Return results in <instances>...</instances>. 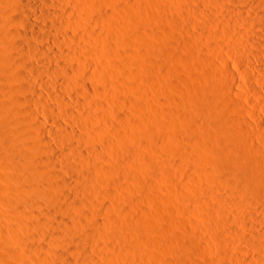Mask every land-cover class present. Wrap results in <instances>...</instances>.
I'll return each mask as SVG.
<instances>
[{"label":"bare ground","instance_id":"1","mask_svg":"<svg viewBox=\"0 0 264 264\" xmlns=\"http://www.w3.org/2000/svg\"><path fill=\"white\" fill-rule=\"evenodd\" d=\"M140 1L137 0V2L134 3L129 2L130 7H127L128 9L131 8V13L129 12V16H133V18L130 19H134V25L130 23L131 21L129 22L126 20L128 23L124 24L125 28L124 26L121 28L120 26L119 28H115V23H112V20L115 19L113 18V16L118 15V20H120V10L121 12H124V14L126 12L128 13V10H126V8L124 9V11H122V9H120L119 7H113L117 0H0V70L5 79L10 82L14 88H17V90L21 94L20 98L12 101L13 103L10 104V107L4 109V113L8 114L9 117H13V115L15 116L17 112L18 114L20 112L24 114H19L23 116L20 117V120L22 119V121H19L20 124L22 123L23 125V130L19 132V140L16 139L14 143L11 142V144L13 143L11 145L13 149H16L18 147V150L21 151H19V158L16 159L17 161H14V157L6 154L8 158H11L9 159V161H7V163L9 162L10 164H5V161L3 165L2 161L0 162L2 164H0V178L3 180L5 179L8 182L7 183L4 180L6 182L5 186H8L7 188L5 187V190L8 189V191L6 192L4 189L0 190H4L3 193L7 194H5V196L2 193L3 197L5 198L3 199V197H1V199L5 201L7 200V202L3 200L2 201L6 203V205L10 201H19L22 202L21 204H23L21 206L12 208L13 210L11 211L9 209L7 211L8 213L6 212L7 214L4 216L6 217L10 211V214L7 216L11 221L10 224H7L5 228L1 227L6 229L7 232H3L5 233V240H0H3L2 242L4 243V245L6 243L5 247L2 248L3 250H1L0 260L5 261L8 258H11L18 259L20 261L22 260L26 263L31 262L32 260H35V262L42 260L45 264H101V259L100 261H97L96 259H83L82 261H79V259L77 260L74 257L81 256L83 254L88 255L92 250V245L97 244L98 239L100 238H114L117 235L115 234V227H120L121 224H118L119 221H124L125 223V220L128 217L130 218L128 219L129 222L125 223L126 225L129 223L128 225L131 224L132 226L133 221V223H136L137 221L142 222V225L140 224L142 227H140L139 222H137L138 224H136L139 225V228L144 229V231L142 232L144 233V237L140 239L141 234L138 236L140 238L134 236L135 232L139 229L136 224L134 225V227L132 226L135 230L133 232V235L131 233L129 234V232L127 233L129 235L125 234L124 238L123 236H121L123 235V232H120L122 233L120 236L118 235V237H122L127 242H134L133 244L136 243L134 247H128L130 244L128 246L126 245L127 247L125 246V250L127 252L126 255H128V258L131 260L130 261L128 259L130 263L127 264H131V262L133 264L135 263V259L133 257L134 255H137V244H139L140 242L149 241L152 238L151 235L155 236V242L156 244H159L157 243L159 242V240H157V238L159 237H156V233H158V231H165L163 229L164 224L162 226L160 225V223L158 224L153 221L150 222V220L152 219L151 217L149 218V216L147 217L145 212H143L141 215L137 214L139 213V211L136 212L137 210L135 207H137V205L139 204V199L141 198H138L140 195L136 193L135 187L137 186V184L133 187L131 184L123 182L124 180L122 181L120 172L122 171L123 167H125L123 165L127 164L129 161L127 153L131 152L133 148L130 144L132 136L128 134L129 132L124 131V128L122 127L126 125L124 121V125L121 124V118L125 115L124 108L126 106L128 107V105L131 103V105L134 104L138 110V114L136 115L137 117L135 116V124L132 123L136 128L137 140H146L150 148L155 147L156 150L162 149L163 153L164 151H166L168 153V156H170H165V158H163V160L161 159L160 162H157V160L155 161L157 162L155 165L159 168L160 174L162 173L163 175H166L163 176L164 179L165 177H167V175L168 178L172 176L175 178V172L178 173V170H173V167L171 168V166L177 164L178 162L180 164L182 162L184 163V161L188 162V160L191 159H201L204 161H202L203 164L206 163L204 164L206 165V167L201 169V166H199L200 168L198 167L199 169L196 170L200 171L197 173L201 174L200 177L207 181L205 182L207 185H205V187H202V191L204 192L203 188L206 189L205 191H208L209 194H207L209 195V197L207 198V200H210L208 201L209 204L211 202L213 205H215V203L218 204V206H214L216 208H214V211L209 212L210 215L208 216H211L209 218H212L213 221L217 222V224L220 223L219 225L226 222L223 216L224 213H221V209L223 208L224 211V207L227 204L222 206L223 203H221V200L228 202L230 201V198L232 199L231 201L234 204L236 202L238 203L237 200L242 199L243 196H245L242 201L240 200V203L243 202L244 199V201H246V198L248 197L249 202L250 200H252V202H257L264 207V116L262 115V113L264 112V67H255L257 69L255 70V73L256 71H258V74H260V76H254V72L251 73L252 75L250 73L249 75L244 72L246 73V76L249 77L250 84L252 81L257 83V86L259 85L261 87V89H258V87L256 88L254 86L251 89V87L249 86L250 91H248V89L246 88L248 87L247 84L245 87L241 83V78H238V76L236 75L238 73L235 74V71H230L229 68L231 67L222 66L221 68H217V64L212 60V58H210V54H208L209 57L208 55L201 57L205 52L202 48L209 47L208 44H206L208 45V47H203L205 43L201 38L200 39L203 44L201 43V41L199 43L197 41L196 42L198 44H202L201 49L204 52L202 54V51H200L202 54L200 57L196 54V48L199 49L200 46L196 47L195 50L193 48V44L195 43L193 39L194 36L197 35H194V33L191 31V28V30L188 29L189 27L187 28L188 25L185 26V19H180L179 16H177L179 15V13L177 15L169 13L173 17H171V19L168 18L169 23L165 25L163 24L164 33H166L169 37L172 32L171 29L177 30L178 27L179 29L181 27L180 30H183L184 33L186 32V34H184L182 31V34H184L185 36L187 35V37L185 38L186 41H184L188 43V46H190L186 47L188 48V50H186L187 52L180 53L176 51L177 47L176 49H173V47L171 48L170 46L172 42H168L170 38L166 39L165 34V39H163L162 41L163 44L161 43L160 45H155L154 43H150L151 38L148 39L146 36L148 33L152 34L155 31L153 30V32L151 33V31L149 32L147 30V34L144 32L146 36L145 34H141V30L139 32V28L143 26L142 25L141 27H139L143 22L144 17L155 15L154 20L159 18L163 20L166 18V16H162L161 13L156 15L158 11L156 13L154 12V8L158 7L156 6L157 0L156 2H154L155 0H142L144 2ZM234 1L239 3L247 1L249 3V0ZM250 1L252 2V4L250 5L251 9H248L253 14H251V12L249 13L255 16H253L255 20L250 23L251 32L247 34L249 35L248 41L250 40V43L257 48L256 52L253 51L255 52V55L257 54L256 58L260 57L259 59H263L264 61V41L262 40V37L258 32L259 29H262L264 31V0H262L263 2H261L260 0H257L258 2L255 0V2L253 0ZM158 2L161 3L159 0ZM198 3H196V5ZM70 4H74L75 7H70ZM197 6L200 7L201 5L198 4ZM225 6L227 5L225 4ZM200 8H204L203 5ZM248 9L246 11H249ZM156 10L157 9H155V11ZM203 11H205V8ZM198 12H201V10H198ZM207 12L204 13L208 15ZM198 16L202 15L198 13ZM209 16L208 18L213 17ZM166 20L167 19H165L164 21ZM187 20L188 19H186V21ZM216 20L217 23H223V21L221 20ZM94 22L102 24L101 27H103L104 29H101L102 31H94L93 29H90L91 23ZM188 23L190 26V22ZM128 25L129 27H126ZM134 27L138 29L137 31L139 33L136 31V29L135 31H133ZM226 28L228 29L229 27L227 26ZM226 28H224L225 31H223V33H226ZM228 32H230L231 34L232 31L228 29ZM112 34L117 35V38L119 39H117V41H119L116 43L118 44L117 46L116 44H114V42L111 43L113 41L111 38L115 37ZM214 34L216 33L214 32ZM218 34H216V36ZM111 35L114 37H111ZM220 37L221 36H219L218 38ZM109 38L111 40H109ZM182 38L178 42H180ZM187 38L190 39V42L187 40ZM92 42H100V45L102 43L108 54L104 55L103 52L98 51L99 49L97 51L92 48L90 49L89 44H91ZM85 44H88L89 46ZM183 44L185 45V43ZM126 45L135 46V48L137 46L141 50L142 48H147V50H143L144 55L141 54V56L143 55V58L139 59L140 57L135 58V55L133 56L132 52H129L131 51V48L130 50L127 48L129 51L125 49ZM86 46L88 48H86ZM179 46L182 47V45ZM185 49L183 48L181 50L185 51ZM209 49L210 48H208V50ZM133 53L136 54L135 52ZM151 54L155 55L156 58L153 59L152 56H150ZM250 61L252 60H249V64L252 65L253 61L251 63ZM180 64H197L200 67L202 66L201 70L203 71V74L199 79L200 82L196 83L193 76L187 77V75H185V85L178 84L180 86L179 87L174 81H172V75H179L181 73L179 70ZM253 66L254 65H252V67ZM152 70L155 72V74L157 73L158 76H160V79L164 80L163 84L165 86H163L164 88L166 87L165 90L167 89L169 93L171 91L173 92L174 88L184 90L181 96L176 94L178 97L174 96L175 94L173 93V95L172 92L171 94H168V91L166 90L168 94L167 97H169L168 101H174L178 106L176 111L169 113V115L173 116L172 118H174L171 119V124L170 122H168L169 124L165 122L166 120H162L163 115L165 116V114L168 113V111L167 113L165 111L169 107V103L168 105L164 104L166 102L165 98V102H163L162 99L160 103L162 104L163 102L164 106L168 107L164 108V110L162 109L163 107L160 106V108H162H159L160 110L158 112H153L154 109L150 110L151 108H153L152 106L150 107V105L154 101L153 98H151V96L153 97V95L150 96V98L153 100L152 102H150L151 100L149 96H143L140 99L135 98V101H133L132 99L131 101L133 102H130L127 100L130 99V96L127 99L123 96L124 89L121 87L123 86V84H116V81L113 82L114 84H111V82L108 81L109 79H111V77H113V75H117L120 77L122 82L123 80H125L124 82L130 83V85H132L133 79H138L135 81H139L140 79L143 81V83H145L146 81H151L154 82V84L156 82L158 84L159 81H154L155 77L152 74L154 73ZM150 71L152 72V75H149ZM50 79H54L52 80L54 82L50 81ZM163 80L161 81L163 82ZM106 82H110V88H107L109 83H107V87L104 86V83ZM255 83L254 85H256ZM145 85H148V83ZM151 85H153V83ZM236 86L240 88L238 91L237 89L235 91ZM134 88L135 86H130V88L128 89L133 90ZM139 89L142 90L141 88ZM144 89H146V87ZM234 94L236 95L234 96L235 98L233 97ZM96 96H105V98L107 97V99L112 102L111 104H113L117 109V111H114V113H117L115 115L113 114L114 118L116 116L117 118H113V121L110 118V120L115 130L119 129L118 132L120 134L117 133V135H114V133L108 131L111 124L108 127L109 117L107 118L106 109H104L103 107V105L105 104L103 102V104L100 103L102 100L99 101ZM135 97L137 96L135 95ZM159 97L157 98V100L159 99ZM246 104L251 106L253 109L247 108ZM18 108L20 109V111L18 110ZM173 110L174 109H172L171 111ZM169 128H171V130H169ZM104 142L107 143L106 146L103 144ZM112 147L114 148V150ZM107 149L113 151L111 154L114 155L115 151L116 155L118 154L120 156H123L125 159L121 158V161L116 162V165H114L113 163L111 164L112 161H109L106 157L107 155L105 152ZM10 151H12V148ZM141 152L142 151L140 150L139 153ZM150 153L155 154L153 152ZM20 154L22 155L20 156ZM166 154L164 153L163 155ZM142 155H144V153ZM157 155L159 156V154ZM157 155L153 156L155 157ZM212 155H214L215 157L214 161ZM158 156L157 158H159ZM20 157L23 158H21L22 161H19ZM12 158H14V160H12ZM144 165H142L141 167H143ZM184 165L185 164H183L182 166ZM121 166L123 167L121 168ZM147 166L145 165L143 168L147 169L149 167ZM189 166L190 165H188V167ZM176 168H178V166ZM186 168L187 166H185V169L180 173H186L185 170L188 169ZM148 170L149 169H147V171ZM135 171L137 170H134V172ZM143 171V169L140 171L138 169V177L142 176L141 180L143 179V175L145 177V171ZM169 175L171 176L169 177ZM188 175L190 174L187 173V176ZM180 179L181 178H179V182ZM134 181L138 182V180ZM159 181L162 180L159 179ZM200 183L202 182L200 181ZM205 183H203V185ZM223 183L228 185L230 188V190H228L231 193L228 192V194H230L231 197L229 196L228 200L223 196L224 194L220 197H224L226 200H224V198L220 199V194L217 195V192L215 193L216 195L214 194V191L216 190L215 188H217L219 184L222 185ZM104 185L119 187L123 192H129L132 198H128L126 196H123V198H119L112 190L103 189ZM2 186L4 187V185L1 184V187ZM220 186L219 188H221ZM202 191L200 189V192ZM208 195H206V197ZM100 196L103 198L102 200L100 199ZM200 198H196L197 201H200ZM108 200L110 202H113L110 203L108 202ZM211 200H213L214 203ZM2 201H0V203ZM209 204L207 205L208 208L210 207ZM139 206L137 209H139ZM174 206H176V204ZM142 208H146V206ZM178 209L180 210V207ZM4 210L3 212L5 213L6 210ZM150 210L147 211L143 209V211L146 212H149ZM183 210L184 209L180 210L181 212H183L182 214L185 213ZM197 210L195 209L194 212L197 213ZM204 210H202V212ZM188 211L190 213H193V211L191 212V210ZM205 211L208 212V209ZM235 211L236 208L235 210H233V213H235ZM252 212L250 211V213ZM179 213L173 214H176V216H182ZM257 215L256 213L249 215L253 219L252 222L254 225L260 223L261 217ZM198 216L200 215L198 214ZM7 217L5 218V221L7 220ZM123 217L125 220L122 219ZM195 217L192 216L191 218L194 219ZM173 218L175 220L176 217L174 216ZM262 219L264 218H261V220ZM178 220L179 218L177 219V222ZM248 221L250 223V220ZM253 224L252 227L254 228ZM172 225L174 227V223ZM221 228L220 231H222ZM124 229L122 231H124ZM142 229L138 231L141 232ZM235 229L236 228L231 227V231H233V234H235L234 232L238 231L239 228L237 230ZM248 229L246 230L249 231ZM153 230L154 232H157L154 233ZM170 230H167L169 235L166 233V231L165 235H168V238L172 237L169 240H172L173 242L171 241L172 243L170 242L169 244L175 246V244L178 242L177 240L181 237L177 235V238H179L174 240L176 237V232L173 231L175 234L174 235L171 234ZM228 230H230V228H228ZM252 230L251 232L246 233H243L242 230H240L241 232L239 233L248 234L249 236L251 235V238L257 237L258 235H256V231L252 232ZM138 231L136 232V234L140 233H138ZM152 232L155 235L152 234ZM160 232L158 234H160ZM223 233L220 234L221 236L225 237V234L222 235ZM239 233L237 232L238 235ZM201 237L199 236V239L197 240V237H194L193 239H195L196 241L192 239L189 240V238V241L186 240V242L188 243L186 244L190 246L189 248L192 249L195 254H197L196 252L198 250L200 251L198 253H201V247H204V245L202 244L204 242L202 241L205 240H203L204 238L202 237V239ZM54 238L57 240L53 241ZM233 238L234 237H232V239ZM151 241H154V238L153 240L151 239ZM2 242L0 243L2 244ZM22 243L26 247L24 249H18L17 245L19 244V246H22L20 245ZM120 244L123 245L121 242ZM4 245L2 244L1 247ZM106 245V250H109V248H111V244L108 245L107 243ZM161 245L163 246L164 244ZM96 247L97 249H99V246ZM119 247L115 248L118 249ZM170 248L174 249L173 247ZM142 249H144V247ZM205 249L206 248H204L203 250L205 251ZM118 252L116 254L117 256L119 255ZM171 252L173 253V251ZM87 257L88 256H86V258ZM155 257L153 256L152 258L154 259ZM9 261L10 260L8 259L5 264L10 263ZM103 261L104 264H113V262H111L112 260L110 259L105 258V260Z\"/></svg>","mask_w":264,"mask_h":264},{"label":"rangeland","instance_id":"2","mask_svg":"<svg viewBox=\"0 0 264 264\" xmlns=\"http://www.w3.org/2000/svg\"><path fill=\"white\" fill-rule=\"evenodd\" d=\"M122 0H117V2H115V4H114V8L116 7V8H120V9H122V11H124V9L126 8V10H128V13L126 12L125 14H124V12H121V10H120V12L123 14V16H122V14L119 12V16H120V20H118V15H114L113 16V18H115V19H113L112 20V23H115L114 24V26H115V28L117 27V28H119V26H120V28L121 27H123L124 26V24H127L128 22L127 21H131L130 23H135L134 22V19H130V18H133V16L131 17V16H129V12H130V10H131V8H127V7H130V3L131 2H137V0L135 1V0H123L122 2H121ZM138 1H140V0H138ZM142 1V0H141ZM140 1V2H141ZM145 1V0H144ZM144 1H142V2H144ZM160 2L162 1V0H159ZM188 1V0H187ZM186 0H163L161 3H159L158 2V0H157V2H156V0L154 1V2H156V6H158L157 8H154V12L156 13L157 11H158V13H156V15L157 14H159V13H161L162 14V16H166V18L165 19H167L166 21H164L165 19H160L158 16V18L160 19H155L154 20V18H155V15L154 16H145L144 17V20H143V22L141 23V25L139 26V27H141L142 25V27L141 28H139V32H140V30H141V34H145L146 32H147V30L150 32L151 31V33L153 32V30L155 31V32H153L152 34H150V33H146L147 34V36H146V34H145V36L148 38V39H150L151 38V40H150V43H154L155 45L157 44V45H160L161 43L163 44V39H169L168 40V42H172L171 43V48L173 47V49H176V47H177V49H176V51H178V52H180V53H185V52H187L186 50H188V48H186V47H190V46H188V43L187 42H185L186 41V37H187V35L185 36L184 34H186V32L184 33V31H183V33L184 34H182V31L180 30L181 29V27H180V29H179V27L177 28V30L176 29H171L172 30V32H171V35L168 37L167 36V34L166 33H164V25L165 24H167V23H169V19L168 18H170L171 19V17H173L172 15H170V14H172L173 13V15H177L178 13H179V15H177V16H179V18L180 19H185L184 20V24H185V26H187V28L188 29H190L193 33H194V35L196 34L197 36H198V38H197V36H194V42L196 43H194L193 44V48L195 49L196 47H199L200 46V50L198 49V48H196L197 49V51H196V54L200 57L202 54H203V52L205 51L206 52V54H205V52H204V54L201 56V57H204L205 55L207 56L208 54H210V58H212V60L217 64H215L216 66H217V68H221L222 66L224 67V66H228V67H231V68H229L230 69V71H235L234 73L236 74V73H238V74H236L237 76H238V78H241V83L246 87V84H247V86L249 87H251V89H252V87H258V89H261V87L258 85L257 86V83H255V82H252L251 81V84H250V80H249V77L248 76H246V73L247 74H251L252 72H254L253 73V75L254 76H260V74H258V71H256V73H255V70H257L255 67H257V66H262V67H264V61H263V59H259V58H256V56H257V54L255 55V52L257 51V48L254 46V45H252L251 43H250V40L248 41V39H249V35H247V34H249L251 31V22L252 21H254L255 20V18H253V16L254 15H251V14H253L248 8H250L251 9V7H250V5L252 4V2L249 0V3L246 1H244L243 3H239V2H236V1H232V0H223V2H222V0H189L188 2H187ZM191 1V2H190ZM203 1H205L206 2V4H205V2H202ZM217 1V2H216ZM254 1V0H253ZM255 1H257V0H255ZM254 1V2H255ZM261 2H263L262 0H260ZM259 1V2H260ZM122 4H120V3ZM124 2H125V4H124ZM128 2V3H127ZM130 2V3H129ZM187 2V3H186ZM198 2H200V3H198ZM216 2V3H215ZM224 3V4H221V3ZM258 2V1H257ZM166 4V6H165V4ZM196 3H198L199 5H201L200 7H202V5H203V7L205 8V11H203L204 10V8H200V7H198L197 5H196ZM237 3V4H236ZM249 4V5H247V4ZM1 4V3H0ZM124 4V5H123ZM155 4V3H154ZM163 4V5H162ZM188 4V5H187ZM189 4H190V6H189ZM192 4H193V6H192ZM205 4V5H204ZM215 4H217V5H219V6H217V5H215ZM225 4L227 5V6H225ZM118 5H120V6H118ZM168 5V6H167ZM221 5V6H220ZM73 6L75 7V5L74 4H70V7H72L73 8ZM165 6V7H164ZM197 6V7H196ZM225 6V7H224ZM248 6V7H247ZM193 7V8H192ZM221 7H223V8H221ZM167 8V9H166ZM199 8V9H198ZM225 8H227V9H225ZM155 9H157L156 11H155ZM172 11H171V10ZM229 9H230V11H229ZM249 10V11H246V10ZM125 10V11H126ZM159 10H160V12H159ZM170 10V11H169ZM198 10H201V12H198ZM228 12H227V11ZM235 11V12H233V11ZM166 11V12H165ZM174 11V12H173ZM208 11V12H207ZM180 12H181V14H180ZM204 12H207L208 13V15H206V13H204ZM249 12H251V14L249 13ZM131 13V12H130ZM168 13V14H167ZM170 13V14H169ZM183 13V14H182ZM198 13H200L202 16H198ZM203 13V14H202ZM209 13H210V16H209ZM160 14V15H161ZM206 15V17H205V15ZM250 15H251V17H250ZM126 16H128V17H126ZM177 16H176V18H177ZM208 16L209 17H211V16H213L212 18H208ZM239 16V17H238ZM122 17V18H121ZM124 17V18H123ZM156 17V18H157ZM198 17H199V19H198ZM255 17V16H254ZM218 19V20H221V21H223V23L221 22V23H217V20L216 19ZM122 19H123V21H122ZM186 19H188L187 21H186ZM212 19V20H211ZM214 19V20H213ZM239 19H241V20H239ZM127 20V21H126ZM133 20V21H132ZM195 20V21H194ZM200 20V21H199ZM239 20V21H238ZM125 21H126V23H125ZM162 21H164V22H162ZM186 21V22H185ZM197 21H199V22H197ZM121 22V23H120ZM188 22H190V26H189V23ZM195 22V23H194ZM220 22V21H219ZM247 22H249V23H247ZM129 23V24H130ZM183 23V22H182ZM197 23V24H196ZM121 24H122V26H121ZM131 24V25H132ZM164 24V25H163ZM200 25V28H199V25ZM204 24V25H203ZM250 24V25H249ZM98 25V26H97ZM99 25H100V27H99ZM134 25V24H133ZM225 25V26H224ZM102 26V24H98V23H96V22H94V23H91V25H90V29H93L94 31H102L101 29H104L103 27H101ZM151 26V27H150ZM152 26H153V28H152ZM202 26V27H201ZM229 27L228 29H230L232 32H231V34H230V32H228V29L226 28V27ZM126 27H129V25L128 26H126ZM149 29H148V28ZM124 28H125V26H124ZM144 28V29H143ZM145 28H147V29H145ZM157 28V29H156ZM174 28V27H173ZM224 28H226V33L224 32L223 33V31H225L224 30ZM135 29H136V31L138 30L137 28H135L134 27V30L133 31H135ZM157 31H156V30ZM181 31H179V30ZM204 31H203V30ZM205 29H207V30H205ZM143 30V31H142ZM189 30V31H190ZM206 31V32H205ZM210 31V32H209ZM216 33V34H218V33H221V34H218L217 36L219 37V36H221L220 38H218L217 36H216V34H214V32ZM138 32V31H137ZM136 32V33H137ZM138 32V33H139ZM145 32V33H144ZM159 32V33H158ZM176 34H175V33ZM191 32V33H192ZM218 32V33H217ZM229 34H228V33ZM258 32L260 33V35H261V37H262V40L264 41V31L262 30V29H259L258 30ZM156 33H158V34H156ZM116 34V33H115ZM115 34H112V35H114V36H112L111 35V37H114V38H111L113 41L111 42V43H113L114 42V44H116L117 42H119V41H117V35H115ZM154 34V35H153ZM160 34H162V35H160ZM164 34H165V36H164ZM226 34V35H225ZM150 35H151V37H150ZM159 37H157V36ZM172 35H174V36H172ZM177 35H179V36H177ZM184 37V38H182V37ZM163 37V38H162ZM165 37V38H164ZM177 37V38H176ZM182 38V40L180 41V42H178L181 38ZM109 38V40H111ZM120 38V37H119ZM158 38V39H157ZM202 39V41L205 43V45H203V47L204 46H207L208 47V45H209V47L208 48H210L209 50H208V48H202V44H203V42L201 41V39ZM178 39V40H177ZM119 40V39H118ZM155 40H157V41H155ZM185 40V41H184ZM187 40L189 41L190 39H188L187 38ZM184 41V42H183ZM199 43L200 41H201V43L202 44H198L197 42ZM1 42V41H0ZM157 42V43H156ZM175 44H174V43ZM190 42V41H189ZM191 42H193V41H191ZM95 43V44H94ZM100 42H92L91 44H89L90 45V49L92 48V49H94V50H98L99 52H103V54L104 55H107L108 53H107V50H105V48H104V46H103V44L101 43V45L99 44ZM159 43V44H158ZM183 43H185V45L183 44ZM93 44V45H92ZM186 44H187V46H186ZM206 44H208V45H206ZM211 44V45H210ZM83 45H84V43H83ZM85 45H87V46H89L88 44H85ZM118 44H116V46H117ZM179 45H182V47L181 46H179ZM191 45H192V43H191ZM250 47H252V48H250ZM86 46V48H88ZM127 46V47H126ZM125 46V49L126 50H130V48H131V51H129V52H132V55L134 56L135 55V58L136 57H140L139 59H141V58H143V50H147V48H145V49H143L142 48V50L140 49V48H138L137 46H136V48H135V46H129V45H126ZM213 49H212V48ZM128 48V49H127ZM185 49V51L184 50H181V49ZM204 50V51H202V49ZM138 49H140V50H138ZM195 49V50H196ZM250 49V50H249ZM101 50V51H100ZM106 51V52H104V51ZM207 50V51H206ZM200 51H202V54H201V52ZM212 51V52H211ZM253 51H255V52H253ZM133 52H135L136 54H138V55H136V54H134ZM142 52V53H141ZM209 52V53H208ZM216 52V53H215ZM199 53H200V55H199ZM215 53V54H214ZM218 53H220V54H218ZM251 53H253V54H251ZM131 54V53H130ZM141 54H143L142 56H141ZM212 54H213V56H212ZM220 55V56H218V55ZM140 55V56H139ZM215 55H217V56H215ZM223 57H222V56ZM150 56H152V58L154 59V58H156V56L155 55H153V54H151ZM255 56V57H254ZM208 57H209V55H208ZM241 57H242V59H243V57H244V59L242 60L241 59ZM249 57H251V58H249ZM216 58V59H215ZM222 58V59H221ZM246 58V59H245ZM254 58H255V61H254ZM262 58V57H261ZM221 59V60H220ZM241 59V60H240ZM252 60V61H250V63L252 62V65H254L253 67H254V69H253V67H252V65L251 64H249V60ZM243 61L242 63L241 62H239V61ZM244 61H248V62H244ZM81 62V61H80ZM79 62V63H80ZM226 63V64H225ZM240 63V64H239ZM0 64H1V56H0ZM246 64V65H245ZM185 65V66H184ZM220 65V66H219ZM230 65V66H229ZM180 67H179V70H180V74L179 75H172L171 76V80L172 81H174L177 85L179 84H184L185 85V79H186V76L185 75H187V77L188 76H190V77H192L193 76V78H194V80H195V82L197 83V82H200V78L202 77V74H203V71L201 70L202 68V66L200 67L199 65H197V64H192V65H187V64H180L179 65ZM188 66V67H187ZM190 66V67H189ZM198 66V67H197ZM249 66V67H248ZM183 67V68H182ZM185 67V68H184ZM193 67H194V69H193ZM189 68H190V70H189ZM192 68V69H191ZM252 68V69H251ZM181 69H183V70H181ZM205 69V68H204ZM223 69V68H222ZM190 72H189V71ZM225 70V69H224ZM153 71V70H152ZM154 72V71H153ZM244 72H246V73H244ZM152 72L150 71V74L149 75H152L153 74V76L155 77V79H154V81L156 82V81H159L158 82V84H157V82L154 84V82H149V81H146L147 83H148V85H145V84H147L146 82L145 83H143V81L142 80H140L139 79V81H135V80H138V79H133L132 80V85H130V83H126V82H124L125 80H123V82L121 81V79H120V77L119 76H115V75H113V77H111V79L112 80H114V81H112L111 79H109L108 81H110L111 82V84H114L113 82H115L116 81V84H123V86H121L123 89H124V91H123V96L124 97H126V99L127 98H129V96H130V99H127L128 101H130V102H133V101H135V98H138V99H140V98H142L143 96L144 97H148L149 96V98H150V96L151 95H153V97L151 96V98H153V100L150 98V102H152V104L150 105V107L152 106L153 108H151L150 110H152V109H154L153 110V112L155 111V112H158L162 107V109H164V108H166V107H168V106H164V104L165 105H168V103H169V107H168V109L165 111L166 113H167V111H168V115L167 114H165V116L163 115V117H162V120L163 121H165V122H170L171 121V119H174V118H172L173 116H171V115H169V113L170 112H174V111H176L177 110V108H178V106L176 105V103L173 101V102H171V101H168V98L169 97H167L168 96V94H171V92L169 93V91H168V94H167V91L165 90V88H164V80L163 79H160V76H158V74L156 73L155 74V72L154 73H152ZM186 73V74H185ZM190 73V74H189ZM249 74V75H250ZM156 75H157V77H156ZM252 75V74H251ZM115 76V77H114ZM183 76V77H182ZM185 76V77H184ZM117 77H119V78H117ZM182 77V78H181ZM244 77V78H243ZM246 77H248V78H246ZM184 79V80H181V79ZM160 79V80H159ZM52 80H54V79H50V81H52ZM161 80H163V82L161 81ZM120 81V82H119ZM161 81V82H160ZM182 81V82H181ZM52 82H54V81H52ZM110 82H106V83H104V86L105 87H107V83H109V85H108V87L107 88H110L111 87V84H110ZM179 82V83H178ZM135 83V84H134ZM138 83V84H137ZM153 83V85H151ZM253 83V84H252ZM254 83L256 84V85H254ZM250 84V85H249ZM135 86V90L133 91V90H131V89H128V88H130V86H132V87H134ZM143 85V86H142ZM150 85V86H149ZM158 85H159V87H158ZM162 85V86H161ZM164 85V86H163ZM178 85V86H179ZM126 87V88H125ZM146 87V89H144ZM148 87V88H147ZM180 87V86H179ZM181 87H184V86H181ZM238 86H236L235 87V91H236V89H237V91L240 89L239 87L237 88ZM248 87H246L247 89H248V91H250V87L248 88ZM260 87V88H259ZM138 88V89H137ZM139 88H141L142 90H140ZM127 89V90H126ZM155 89V90H154ZM164 89V90H163ZM131 92H130V91ZM138 90V91H137ZM158 90H160V91H158ZM162 90V91H161ZM130 92V93H128V92ZM166 91V92H165ZM182 91V92H181ZM127 92V93H126ZM158 92H160V93H158ZM183 92H184V90L182 89V90H180V89H178V88H174V90H173V92H172V94L174 95V96H176V97H178L177 95H179V96H181V94H183ZM124 93H125V95H124ZM149 93V94H148ZM163 93V94H162ZM134 94V95H133ZM138 94V95H137ZM156 96H155V95ZM159 94V95H158ZM160 94H161V96H160ZM165 94V95H164ZM177 94V95H176ZM185 94V93H184ZM135 95L137 96V97H135ZM131 96H133V97H131ZM139 96V97H138ZM160 96V97H159ZM183 96V95H182ZM234 96H236L235 94L233 95V97ZM21 97V94L19 93V91L17 90V88H14L13 87V85L10 83V82H8L6 79H5V77L2 75V73H1V70H0V162L2 161V164L4 165V163H5V161H6V163L5 164H8L7 163V161H9V159H11L10 157L8 158V156L6 155V154H8L9 156H11V157H14L15 158V160H14V158H12V160H14V161H17L16 159L17 158H19V153L21 152L20 150H18L19 148L17 147L16 149L14 148L13 149V147L11 146L13 143H14V141H16V139H18L19 140V132H21L22 130H23V125H22V123L20 124V122L19 121H22V119L20 120V117H23V116H21V115H24V114H22V112H20L21 113V115H19L18 114V112H17V114L14 116L13 115V117H9V115L8 114H6V113H4L5 112V108H8V107H10V104H12L13 102V100H16V99H18V98H20ZM159 97V99L157 100V98ZM185 97V96H184ZM96 98L100 101V100H102L100 103H104L105 105H103V107H104V109H106V112H107V118L109 117V120H110V118L112 119V121H113V118H114V115L117 113V112H115L114 113V111H117V109L114 107V105L113 104H111L112 102H110L109 101V99H107V97L105 98V96L103 97V96H96ZM105 98V99H104ZM164 98L166 99V102H165V100H164ZM235 98V97H234ZM133 99V101H131ZM138 99H136V100H138ZM163 99V100H162ZM156 100H157V102H156ZM161 100L163 101V102H165L164 104H163V102H162V104L160 103L161 102ZM102 103V104H103ZM132 104V103H131ZM131 104H129L128 105V107L126 106L123 110H124V112H125V117L123 116L122 118H121V124H123L124 125V123L126 124V125H124L127 129H128V131H127V129L124 127V126H122L123 128H124V131L125 132H129L128 134L129 135H131L132 136V140H131V147H133L132 148V150H131V152H128L127 153V155H128V165L127 164H125V165H123V166H125V167H123V166H121V168L123 167V169H122V171H120L121 172V176H122V181L123 182H125V183H128V184H131L133 187L134 186H136V184H137V186L135 187V189H136V193H138V195H140L138 198H140L139 199V204L137 205V207H135L136 208V212H138L139 211V213H137V214H139V215H141L143 212H145V214L147 215V217L149 216V218L151 217V219L152 220H150V222L151 221H153V222H156V223H160V225H162L163 226V224H164V227L165 226H167V227H163V229L166 231V233L169 235V233L167 232V230L169 229H171L170 230V232H171V234H174V232L173 231H175L176 232V237H175V239L174 240H176V239H178L179 237H181V238H184L185 239V241H184V239H181V238H179L177 241L179 242H177V241H174V242H177L176 244L178 245H176L175 244V246H172V244H169L172 240H169V239H171L172 237H170V238H168V235L166 236L165 234V231L164 232H160V231H158V233L160 232V234H158V233H156L157 231H155L154 232V230H153V232L154 233H156L157 235H156V237H159V238H157V240H159V242H157V243H159V244H156V238H155V236H153V235H151V239L153 240V238H154V241H151V239L149 240V241H147V242H140L139 244H137L138 245V248H137V255H134V261H135V263L134 264H136V263H140V264H171V263H176V264H181L182 262H184V263H182V264H264V227H263V225H264V219H262L261 220V218H264V207L261 205V204H259V203H257V202H252V200H250V198H249V200H250V202L248 201V197L246 198V201H244L243 200V202H241L240 203V200L242 201V199L243 198H245V196H243V198L242 199H239V200H237L238 201V203L236 202V203H232V199L230 198V201H228V202H225V201H223V200H221L222 202L221 203H223L222 204V206L223 205H226L225 207H224V211H223V208L221 209V213L223 214V216H224V219H225V221L227 222H224V223H222L221 225H219L220 223H218L217 224V222H215V221H213V219L212 218H209V217H211V216H208V215H210V213L209 212H211V211H214L216 208V206L215 205H217L218 206V204H216L215 203V205H213L212 204V202L209 204V202L208 201H210L209 199L207 200V198L209 197V193H208V191H205L206 189L205 188H203V190H204V192L202 191V187L204 186L205 187V185H207L205 182H207V181H205V179H203V178H201L200 177V175L201 174H199V173H197V172H200V171H197L196 169H199L200 167L199 166H201V169L202 168H204V167H206V165H204V164H206V163H204L203 164V160H198V159H196V160H194V159H191V160H188V162L186 163L185 161H184V163L183 164H185L184 166H182L183 164L182 163H180L179 164V162L177 163V164H174V165H172L171 166V168L174 170L175 169V171H177L178 170V173L177 172H175V178L173 177H170L171 175H169V177L170 178H168V175H167V177H165V179L163 178V176H166V175H163L162 173L160 174V170H159V168L158 167H156V163L159 161H161V159L163 160V158H165V156L166 157H170V156H168V153L166 152V151H164V153L166 154V155H163L164 153L162 152V149L161 150H159V149H157L156 150V148L155 147H153V148H150L149 147V144H148V142L146 141V140H137V137H136V128H135V120H136V115L138 114V110H137V108H136V106L133 104V105H131ZM161 104V105H160ZM113 105V106H112ZM132 106V107H131ZM160 106H162L161 108H160ZM246 106H247V108H251V109H253L251 106H249L248 104H246ZM114 108V109H113ZM131 108H132V110H131ZM160 108V109H159ZM169 108H172V109H174L173 111H171L172 109H169ZM18 110L20 111V109L18 108ZM165 110V109H164ZM163 110V111H164ZM130 111V112H129ZM127 112V113H126ZM132 113V114H131ZM136 113V114H135ZM114 114V115H113ZM112 115H113V117H112ZM133 115H134V117H133ZM262 115L264 116V112L262 113ZM12 116V115H11ZM117 118V116L114 118V119H116ZM131 118V119H130ZM109 120H108V127H109V125L111 124V120H110V122H109ZM123 121H124V123H123ZM126 121V122H125ZM131 123H130V122ZM128 123V124H127ZM132 123H134V124H132ZM169 124V123H168ZM170 124H171V122H170ZM113 124H111V126L108 128L109 130V132H111V133H114V135H117V133L118 134H120L119 132H118V130H115V128H114V126H112ZM129 125V126H128ZM133 127V128H132ZM123 128H120V129H123ZM169 130H171V128H169ZM173 130V129H172ZM116 131V132H115ZM19 136V137H18ZM136 138V139H135ZM11 142H13L12 144H11ZM133 142V143H132ZM106 142H104L103 144L106 146L107 145V143L105 144ZM141 143V144H140ZM140 144V145H139ZM142 145V146H141ZM148 145V146H147ZM11 146V147H10ZM146 147H148V148H146ZM11 148H12V151H10L11 150ZM108 148H110V147H108ZM113 148V147H112ZM142 148V149H141ZM159 148V147H158ZM135 149H136V151H135ZM150 151H149V150ZM113 150H114V148H113ZM140 150L142 151L141 153H139L140 152ZM159 150V151H158ZM20 151V152H19ZM147 151H149V152H147ZM113 151L111 150L110 151V149H107L106 150V157H107V159L109 160V161H112L111 162V164L113 163L114 165H116V162H118V161H121V158H123V159H125L123 156H120V155H116L115 154V151H114V155L113 154H111ZM135 152V153H134ZM150 152H153V153H155V154H152V153H150ZM157 152H159V153H157ZM144 153V155H142ZM150 153V154H149ZM160 153H162V154H160ZM140 154V155H139ZM157 154H159V156L157 155ZM22 154H20V156H21ZM153 155H157L159 158H157V156H153ZM163 155V156H162ZM170 155V154H169ZM108 156H110V157H108ZM142 156H143V160H142ZM7 157V158H6ZM23 157V156H22ZM22 157H20V159H19V161H22ZM145 157V158H144ZM151 157H153V158H151ZM162 157V158H161ZM6 158V159H5ZM22 158V159H21ZM212 158H213V161L215 160V157H214V155H212ZM4 159V160H3ZM12 160H10V161H12ZM157 160V162H155ZM124 161V160H123ZM203 161V162H202ZM143 162H146V163H143ZM155 162V163H154ZM13 163V162H12ZM189 163V164H188ZM1 164V163H0ZM1 164V165H2ZM10 164V163H9ZM147 166L148 164V168L147 167H145V168H147V169H149L148 171L150 172H148L147 171V169H144L143 167L145 166V165ZM151 164V165H150ZM182 164V165H181ZM190 165L189 167H188V165ZM142 165H144L143 167H141ZM153 165V166H152ZM176 165V166H175ZM152 166V167H151ZM175 166V167H174ZM178 166V168H176ZM181 166V167H180ZM185 166H187V170H185V172L186 173H184V172H182V173H180L181 171H183L184 169H185ZM136 167V168H135ZM138 167H141V168H138ZM180 167V168H179ZM182 167H184V168H182ZM196 167V168H195ZM199 167V168H198ZM135 168V169H134ZM139 169V171L140 170H144L145 171V177H144V175H143V181L141 180V178H142V176L141 177H138V169ZM151 168H153V169H151ZM157 168V169H156ZM152 171H151V170ZM121 170V169H120ZM134 170H137V171H135L134 172ZM158 170V171H157ZM143 171V172H144ZM146 171H147V173H146ZM196 171V172H195ZM151 172H153V173H151ZM149 173V174H148ZM187 173L188 174H190V175H192V176H190V175H188L187 176ZM193 173V174H192ZM196 173V174H195ZM135 174V175H134ZM181 174V175H180ZM186 174V175H185ZM148 175V176H147ZM172 175H174V174H172ZM147 176V177H146ZM160 176V177H159ZM177 176H179V177H177ZM180 176H182V177H180ZM199 176V177H198ZM157 177H159V178H157ZM125 178V179H124ZM139 178H140V182H139ZM151 178H152V180H151ZM156 178V179H155ZM179 178H181L180 179V182H179ZM182 178H184V179H182ZM201 178V179H200ZM1 179V178H0ZM155 179V180H154ZM159 179L160 180H162V181H159ZM170 179H172V180H170ZM174 179H176V180H174ZM186 179V180H185ZM5 180V179H4ZM3 179H1L0 180V190L1 189H4L5 190V185H6V182L4 181ZM134 180H138V182L137 181H134ZM151 180V181H150ZM190 182H189V181ZM203 180H204V182H203ZM155 181V182H154ZM156 181H157V183H156ZM159 181V182H158ZM179 183H178V182ZM200 181L202 182V183H200ZM2 182V183H1ZM5 182V183H4ZM134 182V183H133ZM186 182V183H185ZM8 183V182H7ZM162 183V184H161ZM183 183V184H182ZM203 183H205L204 185H203ZM1 184L2 185H4V187L2 186L1 187ZM139 184V185H138ZM158 184V185H157ZM141 185V186H140ZM201 185V186H200ZM221 184H219L218 185V187L217 188H219V186H220ZM8 187V186H7ZM6 187V188H7ZM182 187H184V188H182ZM187 187V188H186ZM201 187V188H200ZM221 188H219V189H217V188H215L216 190L214 191V194L216 193L217 195L218 194H220L219 195V197L220 196H222L223 194V196L228 200L229 199V196H230V194H228V192L229 193H231L229 190H230V188H229V186L228 185H226V184H222L221 186H220ZM140 188H143V189H140ZM199 188V189H198ZM103 189H105V190H112L113 192H115L116 193V195L120 198V197H122L123 198V196H126V197H128V198H132L131 197V194L128 192V193H125V192H123L119 187H113V186H110V185H104V187H103ZM140 189V190H139ZM200 189H201V191L202 192H200ZM229 189V190H228ZM4 190H2V191H0V201H2L5 197H3V194L5 195L6 193H3L4 192ZM197 190H199V191H197ZM6 192L8 191V189L7 190H5ZM138 191V192H137ZM140 191V192H139ZM3 193V194H2ZM208 193V194H207ZM215 194V195H216ZM227 194V195H226ZM7 195V194H6ZM5 195V196H6ZM143 195V196H142ZM206 195H208L207 197H206ZM215 195H214V197H215ZM136 196V195H135ZM204 196H205V198H206V200H205V198H204ZM1 197H3V199H1ZM134 197V196H133ZM198 197L200 198L199 200L200 201H197V199H198ZM224 197H222V198H224ZM231 197V196H230ZM173 198V199H172ZM195 198V199H194ZM197 198V199H196ZM221 197H220V199H222ZM224 198V200H226ZM100 199L102 200L103 198L100 196ZM132 200V199H131ZM173 200H174V202H173ZM194 200V201H193ZM196 200V201H195ZM202 200V201H201ZM3 201H5V200H3ZM2 201V202H3ZM145 203H144V202ZM168 201H169V203H168ZM171 201V202H170ZM206 201V202H205ZM211 201H213V200H211ZM235 201V200H234ZM233 201V202H234ZM0 203V236L1 235H4V236H1V238H0V240L1 239H3V240H5V233L7 232V230L6 229H4L5 227H6V225L8 224H10V220L8 219V215L10 214V211L11 210H13L12 208H15V207H17V206H21V205H23V204H21L22 202H19V201H10V202H8L9 203V205H8V203H7V205H6V203ZM5 202H7V200L5 201ZM108 202H110L109 200H108ZM111 202H113V201H111ZM110 202V203H111ZM143 202V203H142ZM166 202V203H165ZM199 202V203H198ZM201 202V203H200ZM170 203H171V205H170ZM176 204V206H174L175 204ZM213 203H214V201H213ZM232 203V204H231ZM240 203V204H239ZM193 204V205H192ZM209 204V208H208V205ZM213 206H212V205ZM231 204V205H230ZM140 205V206H139ZM142 205V206H141ZM146 206V208H142V207H145ZM170 205V206H169ZM196 205H197V207H196ZM204 205V206H203ZM138 206H139V209H137L138 208ZM171 206H173V207H171ZM215 206V207H214ZM262 206V207H261ZM141 207V208H140ZM148 207V208H147ZM170 207V208H169ZM180 207V210L181 209H184L183 211L185 212L184 214H182L183 212H181L178 208ZM193 207V208H192ZM231 207V208H230ZM2 208V209H1ZM7 208V209H6ZM172 208V209H171ZM175 208H177V209H175ZM190 208V209H189ZM193 210H192V209ZM204 208H205V210H207L208 209V212L207 211H205L204 210ZM215 208V209H214ZM230 208V209H229ZM235 208H236V211H235V213H233V210H235ZM263 208V209H262ZM6 211H5V210ZM10 209V211H9V214L6 216L7 217V222L5 221V218L6 217H4L8 212V210ZM140 209H141V211H140ZM143 209H145V210H150L149 212H146V211H143ZM175 209V210H174ZM195 209L197 210V213L200 215V216H198V214L197 213H195L194 211H195ZM200 209V210H199ZM227 209V210H226ZM3 210L5 211V213L3 212ZM188 210H191V212L193 211V213H190L189 211L187 212ZM202 210H204L203 212H202ZM210 210V211H209ZM226 210V211H225ZM2 211V212H1ZM175 211V212H174ZM177 211V212H176ZM180 213H179V212ZM200 211V212H199ZM250 211L252 212V211H254L255 213H256V215L258 214L259 215V217H261L260 218V223H258L257 225H254L253 224V219L251 218V216H249L250 214H255L254 212H252V213H250ZM7 212V213H6ZM151 212V213H150ZM231 212V213H230ZM240 212V213H239ZM261 212V213H260ZM4 213V214H3ZM135 213V212H134ZM173 213H179V214H181L182 216H180V215H177L176 216V214H173ZM194 214V215H192L193 217H195V215H196V217L193 219V218H191L192 216L191 215H189V214ZM203 213V214H202ZM248 213V214H247ZM136 214V213H135ZM151 214V215H150ZM222 214H221V216H222ZM232 214V215H231ZM237 214H239V215H237ZM262 214V215H261ZM61 215H62V213H61ZM131 215V214H130ZM171 215H173V216H171ZM240 215H241V217H240ZM243 215V216H242ZM245 215H247V216H245ZM257 215V216H258ZM125 216V215H124ZM172 218H171V217ZM176 217L175 218V220H174V218L173 217ZM179 216V217H178ZM205 216H206V218H205ZM126 217H128V216H126ZM134 217V216H133ZM130 217H128V218H126V220L124 219V217L122 218L123 220H125L126 222H129V219ZM132 218V217H131ZM179 218V220H178V222H177V219ZM199 219V220H197V219ZM205 218V219H204ZM209 218V219H208ZM180 219H181V221H180ZM193 219V220H192ZM203 219V220H202ZM207 219V220H206ZM212 219V220H211ZM229 219V220H228ZM243 219H245V220H243ZM3 220V221H2ZM121 220V219H120ZM133 220V219H132ZM159 220V221H158ZM174 220V221H173ZM207 222H206V221ZM248 220H250V223H249V221ZM203 221V222H202ZM262 221V222H261ZM5 222V223H4ZM125 222V223H126ZM134 222V221H133ZM132 222V226L134 227V225L137 223V222H139V225L142 223V222H140V221H137L136 223H133ZM174 223V227H173V223ZM176 222V223H175ZM248 222V223H247ZM124 225H123V224ZM124 223V221L123 222H120L119 221V223L118 224H121V225H123V226H121L120 225V227L118 226L117 228L115 227V234H117L114 238H112V239H108V238H104L103 237V239L102 238H100V239H98V242H97V244H93L92 245V250H91V252L88 254V255H85V254H83V255H81V256H75L74 258L75 259H79V261H82L83 259H96L97 261H100V259H101V261H100V263L101 264H104V261L103 260H105V258L106 259H110V260H112L111 262H113V264H127V263H130V259L128 258V255H126L127 254V252H126V250H125V246L127 245H129L128 247H130V246H133L134 247V245L136 244H133L134 242H127V241H125L123 238H124V236H125V234L126 235H129L130 233L133 235L134 233V228L131 226V224L130 225H126ZM130 223H131V220H130ZM156 223H153V224H156ZM178 223H180V224H178ZM243 223V224H242ZM253 224V226H254V228L252 227V224ZM138 224V223H137ZM136 224V225H137ZM157 224V225H158ZM247 224H248V226H247ZM251 224V225H250ZM261 224V225H260ZM139 225H137V227L139 226ZM142 225V224H141ZM140 225V227H142ZM250 225V226H249ZM125 226H127V227H125ZM168 226H169V228H168ZM244 226H247V227H244ZM257 226V227H256ZM258 226H260V227H258ZM1 227H4V228H1ZM122 227V228H121ZM130 227V228H129ZM222 227V228H221ZM231 227L232 228H236L235 230H237L238 228V231H236V232H234L235 234H233V231H231ZM250 227V228H249ZM251 227H252V229H251ZM125 228V229H124ZM129 228V229H128ZM135 228H136V226H135ZM139 228V227H138ZM167 228V229H166ZM220 228H221V230L222 231H220ZM228 228H230V230H228ZM244 228H246V229H248L249 231H247L246 229H244ZM120 229V230H119ZM124 229V231H122ZM140 229H142V228H139L138 230H140ZM3 230V231H2ZM6 230V231H5ZM119 230V231H118ZM136 230H137V228H136ZM137 230V231H138ZM240 230H242V232L244 233H246V232H251V230H252V232H255L256 233V235H258L257 237H255V238H251L252 236L250 235H248V234H240L239 232H241ZM244 230H246V231H244ZM136 231V232H137ZM144 231V229H142V231L140 232V231H138V233L139 234H136V232H135V234H134V236H136V237H138L140 234H141V238L140 237H138V238H140V239H142L143 237H144V233H142ZM3 232H5V233H3ZM119 234H118V233ZM120 232H123V235H121L122 233H120ZM129 232V234H127ZM152 232V234H154ZM173 232V233H172ZM200 233V235H199V233ZM223 232H225V233H223ZM237 232L239 233V235L237 234ZM162 233H163V235H162ZM198 233V234H197ZM220 233H223L222 235H224L225 234V237H223V236H221V234ZM118 235L120 236H123V238L122 237H118ZM155 235V234H154ZM177 235H179V237L177 238ZM198 235V236H197ZM205 237H204V236ZM193 236V237H192ZM199 236L203 239V240H205V241H202V242H204V243H202L203 245H204V247H201V253H198V252H200L199 250L196 252L197 254H195V252L192 250V249H190L189 247V245H187L188 243L186 242V240H188V238H189V240L190 239H192V240H195V239H193L194 237H197L196 238V240L197 239H199ZM231 236V237H230ZM242 236V237H241ZM249 236V237H248ZM2 237H4V238H2ZM118 237V238H117ZM164 237H166V238H164ZM223 237V238H222ZM231 239H230V238ZM232 237H234L233 239H232ZM167 238H168V240H167ZM227 238V239H226ZM63 239V238H62ZM106 239V240H105ZM166 239V240H165ZM181 239V240H180ZM2 240V241H3ZM57 239H53V241H56ZM180 240V241H179ZM188 240V241H189ZM195 240V241H196ZM2 241H0V242H2ZM109 241H111V242H109ZM113 241H115V242H113ZM162 241H164V242H162ZM169 241V242H168ZM104 242V243H103ZM120 242L124 245H121L120 244ZM153 242V243H152ZM173 242V241H172ZM171 242V243H172ZM181 242V243H180ZM229 242V243H228ZM102 243V244H101ZM108 243V245H110L111 244V248H109V250H106L107 249V247H105V246H107L106 244ZM113 243V244H112ZM133 245H132V244ZM143 243V244H142ZM145 243V244H144ZM187 243V244H186ZM201 243H200V246H201ZM1 244V243H0ZM2 244L4 245V243L2 242ZM1 244V245H2ZM105 244V245H104ZM120 244V245H119ZM161 244H164L163 246L161 245ZM169 244V245H168ZM205 244H206V246H205ZM1 245H0V253H1V250H3L2 248L3 247H5V245H6V243H5V245L4 246H2L1 247ZM20 245H22V246H19V244L17 245V248L18 249H24L26 246L25 245H23V243L22 244H20ZM101 245H103V246H101ZM112 245H114L115 247H119L118 249H116L114 246H112ZM118 245V246H117ZM142 247H144V249H142L140 246ZM157 245V246H156ZM160 245H161V248H160ZM186 245V246H185ZM202 245V246H203ZM96 246H99V249H97V247ZM123 246V247H122ZM126 246V247H127ZM173 247L174 249H172V248H170V247ZM20 247H22V248H20ZM110 247V246H109ZM115 249H114V248ZM101 248V249H100ZM105 248V249H104ZM113 248V249H112ZM141 248V249H140ZM146 248V249H145ZM192 248V247H191ZM204 248H206L205 249V251L203 250ZM210 248V249H209ZM104 249V250H103ZM119 249H122V250H119ZM100 250H102V251H100ZM173 251V253L171 252V251ZM178 250V251H177ZM202 250H203V252H202ZM104 251V252H103ZM116 251V252H115ZM119 251V252H118ZM122 251V252H121ZM140 251V252H139ZM143 253H142V252ZM148 251V252H147ZM206 251H207V253H206ZM99 252H100V254H99ZM117 252H118V256L116 255L117 254ZM140 254H139V253ZM171 252V253H170ZM179 252V253H178ZM122 253H124V254H122ZM142 253V254H141ZM203 253V254H202ZM103 254V255H102ZM105 254V255H104ZM111 254V255H110ZM100 255V256H99ZM151 255H152V257L154 256H157L159 259L161 258V257H165V258H161L160 260L157 258V257H155L154 259L151 257ZM86 256H88L87 258H86ZM98 258H97V257ZM101 256H102V258H101ZM106 256H108V257H106ZM146 256H148V257H146ZM243 256H246V257H243ZM249 256V257H248ZM114 258V260H113V258ZM124 257V258H123ZM136 257V258H135ZM243 257V258H242ZM261 257V258H260ZM112 258V259H111ZM118 258V259H117ZM10 261V263H8V264H20V263H22L23 264V262H24V264L26 263L25 261H20V260H18V259H11V258H8ZM8 259L7 260H0V264H5V262H7L8 261ZM99 259V260H98ZM130 261H129V260ZM144 261H143V260ZM165 261H164V260ZM180 259H182V260H180ZM248 259V260H247ZM262 261H261V260ZM124 260V261H123ZM172 262H171V261ZM39 261H41V262H39ZM39 261H36L38 264H45L44 263V261H42V260H39ZM102 261H103V263H102ZM146 261V262H145ZM175 261H177V262H175ZM180 261V262H179ZM222 261V262H221ZM248 261V262H247ZM35 262V260L33 261H31V262H28V263H26V264H35L36 263ZM166 262V263H165ZM179 262V263H178ZM208 262H210V263H208ZM36 263V264H37ZM131 264H133L132 262H131Z\"/></svg>","mask_w":264,"mask_h":264}]
</instances>
